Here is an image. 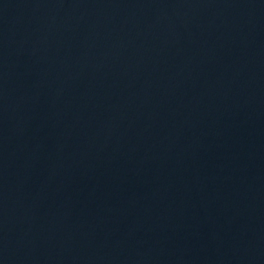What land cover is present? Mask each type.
I'll return each mask as SVG.
<instances>
[{
	"label": "water",
	"instance_id": "obj_1",
	"mask_svg": "<svg viewBox=\"0 0 264 264\" xmlns=\"http://www.w3.org/2000/svg\"><path fill=\"white\" fill-rule=\"evenodd\" d=\"M0 264H264V0H0Z\"/></svg>",
	"mask_w": 264,
	"mask_h": 264
}]
</instances>
